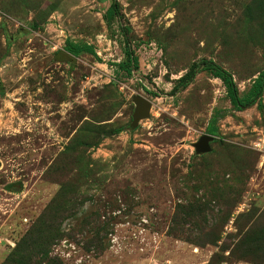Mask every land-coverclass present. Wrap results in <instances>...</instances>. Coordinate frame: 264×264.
<instances>
[{"label": "rangeland", "instance_id": "374dc122", "mask_svg": "<svg viewBox=\"0 0 264 264\" xmlns=\"http://www.w3.org/2000/svg\"><path fill=\"white\" fill-rule=\"evenodd\" d=\"M263 72L264 0H0V264L59 192L39 264H264Z\"/></svg>", "mask_w": 264, "mask_h": 264}, {"label": "trees", "instance_id": "16d2710c", "mask_svg": "<svg viewBox=\"0 0 264 264\" xmlns=\"http://www.w3.org/2000/svg\"><path fill=\"white\" fill-rule=\"evenodd\" d=\"M113 6L110 5L105 13V17H109L112 13ZM64 52L67 55L76 57L81 52H87L95 55V51L89 45H79L70 41L66 42ZM204 63H206L204 61ZM136 66V63H135ZM118 68H124V63L117 64ZM214 75L221 79L224 84L231 103L234 107L240 108L241 101L238 99L237 90L233 81L225 76L218 68L211 67ZM264 83V72L256 78L253 84L254 95L259 94ZM208 133L212 135V130L208 129ZM73 210V209H72ZM72 210L65 206L61 198V192L45 207L39 217L32 224L31 229L16 244L15 248L3 264H39L40 262H48L49 249L64 234L59 230V224L72 214Z\"/></svg>", "mask_w": 264, "mask_h": 264}, {"label": "water", "instance_id": "95a60500", "mask_svg": "<svg viewBox=\"0 0 264 264\" xmlns=\"http://www.w3.org/2000/svg\"><path fill=\"white\" fill-rule=\"evenodd\" d=\"M135 108L132 115V125L135 127L141 119L147 118L150 109V103L141 96H136L134 99ZM213 136L203 135L194 144L197 154H205L210 151L209 144L213 141Z\"/></svg>", "mask_w": 264, "mask_h": 264}]
</instances>
